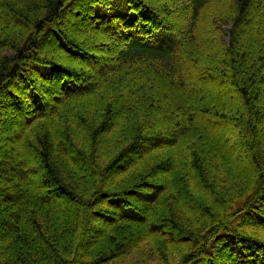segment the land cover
I'll list each match as a JSON object with an SVG mask.
<instances>
[{
    "label": "trees",
    "instance_id": "1",
    "mask_svg": "<svg viewBox=\"0 0 264 264\" xmlns=\"http://www.w3.org/2000/svg\"><path fill=\"white\" fill-rule=\"evenodd\" d=\"M0 30V122L19 120L0 148V264H264V43L249 65L244 50L264 0H0ZM217 79L233 110L213 104ZM212 120L239 133L247 178L203 142ZM180 152L207 201L156 180ZM96 220L116 232L82 262Z\"/></svg>",
    "mask_w": 264,
    "mask_h": 264
},
{
    "label": "rangeland",
    "instance_id": "2",
    "mask_svg": "<svg viewBox=\"0 0 264 264\" xmlns=\"http://www.w3.org/2000/svg\"><path fill=\"white\" fill-rule=\"evenodd\" d=\"M84 9H85V7H82L79 11H81V13H83ZM163 11H165V10H163ZM164 16H165L164 17L165 21L173 22V23H176L178 20L180 21V19H181V18H179L180 17L179 15H175V14L168 15V16H166V14H165ZM82 17L83 16L76 17L77 18L76 19L73 16L67 15L66 17H64L63 21L61 22L62 27L64 28V30H67L68 32H70V31L73 33H78V32L80 33L81 32V34H80L81 37L78 39L87 43L88 47L90 48L91 47L90 44L92 43V39L97 40V36H94V34L91 35L90 29H88V28H87L88 30L86 29V24L84 21H82ZM76 20H78V22ZM251 30H252V33H254V29L251 28ZM204 33H206V35H207L206 31H204ZM252 36H253L252 38H255V39H253V41L256 42V43L254 42V48L251 49L247 45L248 41L246 39L244 41V45H245L244 50H246L245 52L246 53L248 51L250 52V55L245 58V64L246 65H249V62H250V60H252V58L255 59L256 57H258L259 49L263 48L260 45L264 43V40L258 39L257 36H255V34H253ZM45 40L50 42V38L48 36L46 37ZM51 52H53L52 49L46 51V53H49V54H51ZM98 53H100L101 55H104L101 52H98ZM60 58H62V57H60ZM218 81L219 80L217 79L213 82H210L209 84H206V85H210L212 87L211 89L213 90V93L217 98L216 100H214V103L213 102L212 103L216 105V108L218 110H222V109H224L226 111H229L230 109L233 110V105H231L230 103H228L226 101L227 96L230 95L231 91L229 90V88H228V90L222 89V90H225L227 93L224 95L223 94L224 92L221 89H218L217 87H215L216 85L219 86L217 84ZM223 85L227 86V82H225V84H223ZM226 86H225V88H226ZM233 92L234 91L232 90V93ZM3 119L0 122V148L2 146V148L5 147L3 150H7V149H10L8 147H11L10 143H12V141H13V143L17 142V141H15L16 137L14 136V130L16 128H18V121L19 120H18L17 114L14 113L13 111L7 112ZM207 126H210V129H211L210 131L213 132V134L210 133L211 135L209 137H207L206 139L203 138V142H206V143L208 142L207 143L208 145L214 144L216 147H221V146L227 147V146H229L230 150L228 152V155L231 156L232 159H234V162L233 161L232 162L235 164V167L233 168L232 172H235L234 173L235 176L240 175L243 178H245V177L247 178V176L250 174V166H249L248 161L246 159V157H247L246 151L244 150V148L242 149L238 145L240 143L241 138H240V135L237 132V130H234V126H232L230 123H227V122L221 123V122L216 121V120H212V122L208 123ZM5 134H8V136H6ZM10 134H11V136H9ZM2 135H5V137H2ZM51 141H53L51 143L54 144V138H52ZM5 144H9V146H7ZM202 151H203V149H201V156H203V158H204L205 154H202ZM172 159H173V161H172L173 168L170 171L162 170L160 172V174L155 177L156 180L165 182L168 186L171 185V183H173V181L175 182L176 185H178V183H180L182 188H183V192H185L184 194L186 195L187 198H190L192 201H196V200L207 201L204 197L205 192L203 191L204 193H201L202 186L198 181V177H197L195 171L192 168H189V165L187 164V159H186L185 153L180 152L179 155H177V157L174 155ZM186 165H188V166H186ZM172 171H174V172L172 173ZM85 175H84V173H81V174L77 173L75 178H77V180H79L81 183H84V182L89 181V179H85V177H86ZM192 186H195L198 193L191 190ZM59 199L63 202V200H65L66 198L62 196ZM69 203L70 202H66V203L63 202L64 208H66V215L68 213H70L71 216H74V215H76L74 212V208L71 207V205ZM218 206L219 205H215L212 207H213V209H216ZM2 207L3 206H0V210L2 209ZM128 211L131 212L130 209H128ZM61 217L62 216L60 215L59 217L57 216V217L53 218L52 219L53 223L54 224L57 223L58 225L60 223H62L60 221ZM92 225H93V227L97 228L96 230H99L100 233H98L96 236H93V233H85V235H83V232H82L81 237L79 239V243L81 244L80 245L81 249L79 251L80 256L78 257V258L82 259L81 260L82 262H85V260H91V259L96 260V261H100L102 259V257H100V252L104 251L105 249L107 250V248L109 246V244H107L108 242L106 241V237L108 235L114 234L116 232V230H114V227L104 226L101 221L96 220V221L92 222ZM116 234H118V233H116ZM82 243L87 244L86 249L83 248ZM78 248H77V250H78ZM88 251L91 254H86V252H88ZM69 258H71V255L69 256ZM223 261H225L226 264H230L229 262H227V260H223Z\"/></svg>",
    "mask_w": 264,
    "mask_h": 264
},
{
    "label": "bare ground",
    "instance_id": "3",
    "mask_svg": "<svg viewBox=\"0 0 264 264\" xmlns=\"http://www.w3.org/2000/svg\"><path fill=\"white\" fill-rule=\"evenodd\" d=\"M166 16H168V14H166Z\"/></svg>",
    "mask_w": 264,
    "mask_h": 264
}]
</instances>
